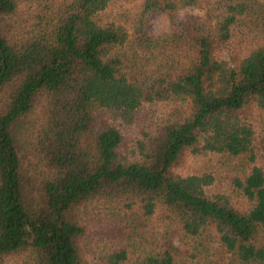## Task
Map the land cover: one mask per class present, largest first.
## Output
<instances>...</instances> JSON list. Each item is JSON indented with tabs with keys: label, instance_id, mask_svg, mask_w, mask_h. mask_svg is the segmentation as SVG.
<instances>
[{
	"label": "trees",
	"instance_id": "trees-1",
	"mask_svg": "<svg viewBox=\"0 0 264 264\" xmlns=\"http://www.w3.org/2000/svg\"><path fill=\"white\" fill-rule=\"evenodd\" d=\"M261 155L264 0H0V264H264Z\"/></svg>",
	"mask_w": 264,
	"mask_h": 264
},
{
	"label": "rangeland",
	"instance_id": "rangeland-1",
	"mask_svg": "<svg viewBox=\"0 0 264 264\" xmlns=\"http://www.w3.org/2000/svg\"><path fill=\"white\" fill-rule=\"evenodd\" d=\"M184 18V13H179L175 17L174 21L171 22L168 17H166L163 14H153L151 16L150 20V32L157 36L161 34H166L170 32L178 33L181 29L180 24L182 19ZM149 121V118L145 116V114H141L138 123L134 127V133L137 134L138 129H140L142 126H145ZM123 155L128 156L127 151H125V148L122 149ZM262 157H259L258 164L262 167H264V155H261ZM129 157V156H128ZM195 161H190L185 168L183 169V173H191L194 166Z\"/></svg>",
	"mask_w": 264,
	"mask_h": 264
}]
</instances>
